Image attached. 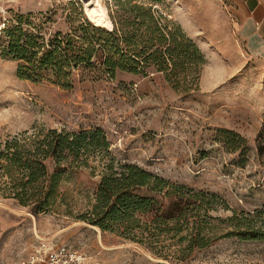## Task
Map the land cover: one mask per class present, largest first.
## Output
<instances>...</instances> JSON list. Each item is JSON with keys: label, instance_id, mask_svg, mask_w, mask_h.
Masks as SVG:
<instances>
[{"label": "rangeland", "instance_id": "obj_1", "mask_svg": "<svg viewBox=\"0 0 264 264\" xmlns=\"http://www.w3.org/2000/svg\"><path fill=\"white\" fill-rule=\"evenodd\" d=\"M104 2L114 29L92 22L81 0H0V143L18 133L80 127L101 128L109 141L61 174L50 210L35 212L0 195V264H21L42 238L68 243L101 264H264V159L256 157L264 145V53L243 37L226 0ZM169 30L194 44L192 58L169 64L181 74L179 86L159 61H141ZM34 35L46 50L56 37L95 45L97 66L72 90L44 91L21 75L33 68ZM119 48L126 56H114L120 66L112 77L101 61ZM223 130L247 138V165L231 163L235 155L217 144ZM129 164L202 192L185 208L207 245L191 244L184 220L177 232L138 213L131 239L122 234L124 224L102 227L88 219L103 175ZM249 213L258 236L231 232L227 219L243 222Z\"/></svg>", "mask_w": 264, "mask_h": 264}, {"label": "trees", "instance_id": "obj_2", "mask_svg": "<svg viewBox=\"0 0 264 264\" xmlns=\"http://www.w3.org/2000/svg\"><path fill=\"white\" fill-rule=\"evenodd\" d=\"M114 23L116 27L115 20ZM160 37L161 45L148 55L144 51L145 57L141 61L146 64L159 61V70H165L168 79L175 86H179L182 82L181 74L170 68L169 64L172 62L181 65L192 58L194 44L185 38L176 37L172 30L163 32ZM20 39L21 36L17 42ZM38 39L40 36L34 35L30 40L32 42L28 41L35 47L30 56L33 68L31 71L22 72L21 75L31 83L39 85L37 87L44 91L55 87L72 90L78 82L86 79L87 69L97 66V61H92L95 45H74L71 41L66 43L56 37L52 47L46 50L44 42ZM15 48L18 49V43ZM110 52L108 51L101 63L107 67L103 69L112 77H116V69L120 65L114 56L121 54L125 57L126 54L122 53L120 48ZM38 65H48L51 69L38 70ZM129 70L137 72L134 67ZM89 75L92 76V72ZM223 131L224 133H216L217 144L235 155L231 163L247 165L252 158V148L247 138L232 130ZM108 144L106 134L101 128L80 127L61 132L51 129L48 133H18L0 143V195L13 197L21 204L30 206L35 212L50 210L58 195L57 186L61 174L75 164H80L81 156L90 151L92 146L103 147ZM256 157L263 162L264 145L261 143L258 145ZM201 193L185 185L173 183L142 167L129 164L121 170L103 175L97 189L98 205L94 215L88 219L102 227H110L111 223L124 224L127 231H130L122 234L131 239L136 238L133 234L134 228L140 226L138 213L151 214L149 224L156 228L165 227L177 232L182 230L181 222L184 220L189 223L187 229L191 244L195 242L202 247L208 243L205 241L206 237L201 236L200 225L197 220H190L191 217L186 214L185 208L189 199L196 198L202 195ZM252 216L253 214L249 213L243 222H240V219L237 221L236 215L229 217L227 221H233L235 228L231 232H237L241 236L252 232V237L258 236L260 231L252 225Z\"/></svg>", "mask_w": 264, "mask_h": 264}, {"label": "built area", "instance_id": "obj_3", "mask_svg": "<svg viewBox=\"0 0 264 264\" xmlns=\"http://www.w3.org/2000/svg\"><path fill=\"white\" fill-rule=\"evenodd\" d=\"M21 264H101V262L76 250L68 243L42 238Z\"/></svg>", "mask_w": 264, "mask_h": 264}, {"label": "crops", "instance_id": "obj_4", "mask_svg": "<svg viewBox=\"0 0 264 264\" xmlns=\"http://www.w3.org/2000/svg\"><path fill=\"white\" fill-rule=\"evenodd\" d=\"M239 20L243 37L264 53V0H226Z\"/></svg>", "mask_w": 264, "mask_h": 264}, {"label": "bare ground", "instance_id": "obj_5", "mask_svg": "<svg viewBox=\"0 0 264 264\" xmlns=\"http://www.w3.org/2000/svg\"><path fill=\"white\" fill-rule=\"evenodd\" d=\"M85 3L86 13L89 19L109 29L114 28V22L104 0H81Z\"/></svg>", "mask_w": 264, "mask_h": 264}]
</instances>
